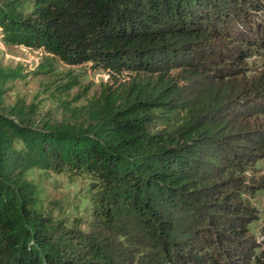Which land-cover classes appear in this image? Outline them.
<instances>
[{
    "label": "trees",
    "instance_id": "1",
    "mask_svg": "<svg viewBox=\"0 0 264 264\" xmlns=\"http://www.w3.org/2000/svg\"><path fill=\"white\" fill-rule=\"evenodd\" d=\"M0 28L8 44L89 62L112 80L97 102L56 123L21 100L3 106L0 74V264H132L108 236L43 214L25 178L31 167L87 178L100 226L132 217L155 264L244 257L233 249L249 210L225 188L241 159L263 151L264 131L227 108L261 88L224 80L225 63L264 43V0H9ZM256 261L264 264V250Z\"/></svg>",
    "mask_w": 264,
    "mask_h": 264
},
{
    "label": "rangeland",
    "instance_id": "2",
    "mask_svg": "<svg viewBox=\"0 0 264 264\" xmlns=\"http://www.w3.org/2000/svg\"><path fill=\"white\" fill-rule=\"evenodd\" d=\"M6 1L9 0H0ZM250 47L248 55L238 65L225 63V66L232 67V74L224 77V80H234L231 77L237 75V83H246L247 86L252 84V80L261 88V94L252 96L254 98L247 103L234 102L227 109L230 110V117L237 116V120L249 122L264 131V43L251 44ZM235 67L239 69L234 70ZM172 72H179L180 83L186 81L187 75L181 69ZM218 72L228 74L227 71ZM0 74L8 78L3 85V106H11L21 100L25 104H33L37 116L56 123L67 121L71 110L83 111L90 102H97L106 84L112 83L105 70L95 68L89 62L68 64L42 47L8 44L3 39L1 28ZM126 78L129 80L130 77ZM211 79L210 75H206L200 81L204 84ZM241 95L238 94V100L242 98ZM252 152L257 154L241 159L243 164L232 173L234 181L231 183L235 185L225 188L231 200L238 201L249 210L242 233L245 241L239 249H233L244 256L237 264H258L256 258L264 250V148L263 151ZM225 176H229V173ZM25 178L32 182L37 191V208L53 221H60L73 231L87 234L97 231L108 236L132 264L158 262L153 245L132 217L118 220L113 229L100 226L94 214L95 204L87 178L39 167L28 168ZM198 238L201 247L211 252L212 247Z\"/></svg>",
    "mask_w": 264,
    "mask_h": 264
}]
</instances>
